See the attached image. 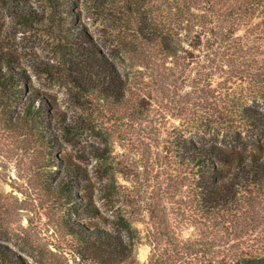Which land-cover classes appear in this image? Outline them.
Masks as SVG:
<instances>
[{
	"label": "rangeland",
	"instance_id": "1",
	"mask_svg": "<svg viewBox=\"0 0 264 264\" xmlns=\"http://www.w3.org/2000/svg\"><path fill=\"white\" fill-rule=\"evenodd\" d=\"M17 1L29 6L32 17L0 0V64L10 60L23 68L25 89L44 96L68 129L49 124L57 140L48 148L40 137L44 122L39 127L26 122L19 103L0 107V244L5 248L0 264H12L5 256L10 254L19 264H100L69 226L121 235L132 243L135 264H146L153 205L164 208L168 226L182 238L213 243L206 260L175 264H264V196L206 217L174 157L190 138L203 143L225 137L203 134L197 126L196 118L208 108L217 111L233 99L251 101L252 93L264 88V23L255 19L240 27L233 52L221 48L205 56L202 48L191 50L193 63L168 60L169 75L155 77L153 43L138 35L149 26L139 17L142 5L133 0H113L131 2L127 14L97 7L95 0H75L64 23L82 26L87 35L73 42L75 50L62 37V17L51 0ZM144 7L153 13V0ZM96 58L119 74L120 86L113 91L100 89L104 79ZM190 79L201 82L190 86ZM61 161L85 175L64 194L57 188ZM83 196L92 212L71 206Z\"/></svg>",
	"mask_w": 264,
	"mask_h": 264
},
{
	"label": "trees",
	"instance_id": "2",
	"mask_svg": "<svg viewBox=\"0 0 264 264\" xmlns=\"http://www.w3.org/2000/svg\"><path fill=\"white\" fill-rule=\"evenodd\" d=\"M95 1L97 7L107 6L109 11L126 14L132 4L124 6L113 0ZM133 1L135 5H142L143 16L139 17L149 26H144V31L138 35L141 40L153 43L155 77L168 76L172 71L169 63L175 64L180 59L193 63L191 50L202 48L205 56H214L221 48L227 53L233 52L238 47L239 39L235 34L240 27L255 19H259L256 24L264 23V0H153V13L144 7L149 0ZM8 4L19 15L32 17L29 6L17 0H10ZM75 4V0H51V8L62 17L59 18L63 24L62 37L73 50L76 49L75 40L87 39L82 26L64 23ZM98 60L104 79L100 89L113 91L115 86H120L121 78L110 62ZM34 63L43 64L41 61ZM26 81L25 70L14 61L6 60L0 64V107L4 109L19 103V114L26 122L35 127L45 123L40 137L45 139L48 148L55 147L57 134L50 131L48 125L54 122L60 128L68 129L66 120L49 111L44 96L34 89H25ZM199 82L201 79H190L189 85L196 86ZM252 97L251 101L233 99L217 111L208 108L203 118H196L197 126L203 134L217 138L224 133L225 137L203 143L190 138L182 145L181 153L174 155L175 161L186 170L184 175L188 176V185L198 200L197 210L206 217L235 211L242 204L264 196V88L255 90ZM248 143L250 149H247ZM175 145L180 147L181 143ZM59 169L61 179L57 188L63 194L69 186H75L85 177L83 170L70 167L65 161H61ZM71 206L87 213L94 208L87 196L73 199ZM149 215L153 218V233L148 236L151 249L146 264L204 260L213 251V243L207 238H182L176 234L168 226L163 207L153 205ZM69 230L91 249L92 257L100 264H135L132 243L121 235L97 228L78 230L69 226ZM4 250L0 244V254H5ZM5 256L12 264H19L15 254Z\"/></svg>",
	"mask_w": 264,
	"mask_h": 264
}]
</instances>
